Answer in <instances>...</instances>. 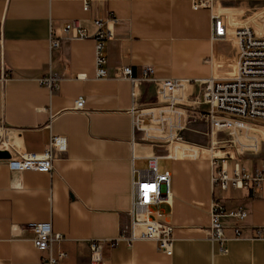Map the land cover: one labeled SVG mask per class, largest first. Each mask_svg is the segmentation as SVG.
Listing matches in <instances>:
<instances>
[{"label":"crops","instance_id":"crops-1","mask_svg":"<svg viewBox=\"0 0 264 264\" xmlns=\"http://www.w3.org/2000/svg\"><path fill=\"white\" fill-rule=\"evenodd\" d=\"M200 1L207 0H0V128L5 129L0 151L42 153L52 136L66 139V150L53 155L51 174L12 173L0 159V264H45L28 228L38 223H49L62 235L51 246L53 256L65 254L60 264H90L91 245L116 239L128 224L132 180L156 155L161 157L157 172L171 173V199L161 209L174 226L172 255L159 253L152 241L119 242L103 251V259L109 264H264V234L251 239L254 228L264 230V188L256 195L220 192L213 188L205 156L172 161L150 143L132 141L128 111L157 106L159 80L187 81L184 99L192 104L206 80L236 74L237 45L212 39L210 8L219 2V7L253 12L264 0H213L194 10ZM110 17L117 22L104 43L108 78L96 77L92 39L61 40L51 48L53 29L78 20L93 35V21ZM120 67H130L135 79L114 78ZM143 67H152L154 80L141 78ZM47 76L54 79L51 89L39 82ZM79 97L83 112L73 110ZM184 120V140L206 146V121L194 120L188 111ZM254 155L264 163V143ZM215 197L228 210L246 211L239 223L242 238H235L233 221L226 219L225 240H209Z\"/></svg>","mask_w":264,"mask_h":264},{"label":"built area","instance_id":"built-area-1","mask_svg":"<svg viewBox=\"0 0 264 264\" xmlns=\"http://www.w3.org/2000/svg\"><path fill=\"white\" fill-rule=\"evenodd\" d=\"M213 0L193 3V9L206 7ZM83 10H89V3L84 2ZM211 27L213 40L234 39L237 45L234 77L208 79L197 102L188 104L184 99V89L188 83L181 79L158 81L157 106L131 107L132 141L150 143L165 152L164 158L172 161H195L205 156L213 171V188L220 192L244 190L253 195L264 188V168L249 173L242 168L243 157L256 154L264 143V8L256 10L247 17L223 7H211ZM232 18V21H231ZM117 22L113 17L95 19V32L88 35L78 20L69 21L60 29L50 33L51 48H58L61 40H87L95 42V70L98 79L110 76L107 60L104 56V43L113 37L112 26ZM152 67H143L141 78L154 80ZM127 78L133 81L130 67L115 70L114 78ZM40 85L51 89L54 79L51 76L39 80ZM85 101L79 97L74 101L73 110L83 112ZM190 112L194 120H205L208 125L209 141L206 146L187 142L183 138L185 115ZM5 129L0 128V137ZM66 150V139L52 136L42 153H22L16 149L8 151L5 160L12 173L33 171L51 174L53 155ZM156 155L148 160V169L138 171L131 184V209L129 222L119 230L114 240L100 241L91 245L90 264H109L102 253L113 248L117 243L132 245L138 241H152L159 253L172 255L174 226L168 221L161 206L169 204L171 199V173L157 172ZM233 163L232 175L229 166ZM209 240L221 243L225 240L224 221H233L235 238H242L240 222L247 213L242 208L228 210L215 197L209 206ZM28 228L33 233V245L42 256V263L60 264L65 254L52 255L53 243H60L63 237L54 233L49 223L31 224ZM251 239H262L264 230L254 228Z\"/></svg>","mask_w":264,"mask_h":264},{"label":"rangeland","instance_id":"rangeland-1","mask_svg":"<svg viewBox=\"0 0 264 264\" xmlns=\"http://www.w3.org/2000/svg\"><path fill=\"white\" fill-rule=\"evenodd\" d=\"M223 4L217 2L215 4V7H219ZM264 8V4H260V6L257 8V10L259 9H263ZM242 10V9H240ZM256 11H253V12H242V14L238 13V17H241L242 15H245L247 17H250L251 15L255 14ZM228 43V47H231V46H234L236 45V41L234 39H230L227 41ZM243 165H242V168H245L249 173H253L255 172V169L256 168H264V163H260V161L257 159V157L252 154V155H247V156H244L243 157ZM232 170H233V163H230V166H229V175H232ZM227 194H231V191L227 192V193H224V195L222 196V199L224 198V196H227Z\"/></svg>","mask_w":264,"mask_h":264},{"label":"water","instance_id":"water-1","mask_svg":"<svg viewBox=\"0 0 264 264\" xmlns=\"http://www.w3.org/2000/svg\"><path fill=\"white\" fill-rule=\"evenodd\" d=\"M8 158H9L8 153L4 151H0V159H8Z\"/></svg>","mask_w":264,"mask_h":264},{"label":"bare ground","instance_id":"bare-ground-1","mask_svg":"<svg viewBox=\"0 0 264 264\" xmlns=\"http://www.w3.org/2000/svg\"><path fill=\"white\" fill-rule=\"evenodd\" d=\"M236 72H237V66H236ZM236 75V74H235Z\"/></svg>","mask_w":264,"mask_h":264}]
</instances>
